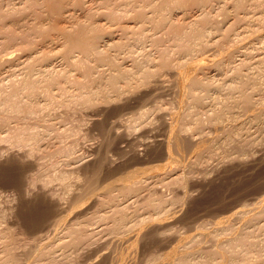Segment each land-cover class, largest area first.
I'll return each mask as SVG.
<instances>
[{"label":"rangeland","instance_id":"374dc122","mask_svg":"<svg viewBox=\"0 0 264 264\" xmlns=\"http://www.w3.org/2000/svg\"><path fill=\"white\" fill-rule=\"evenodd\" d=\"M157 1L0 0V264H183L185 253L189 264H264V76L255 65L264 0L173 3L162 16ZM77 25L101 36L98 50L118 67L133 68L130 87L110 88L105 59L82 49L73 64L63 57L61 29ZM196 25L211 37L187 54L177 33ZM199 58L207 64L195 72ZM186 66L209 83L188 119L193 94L178 100L172 75ZM242 93L255 109L245 110ZM164 160L166 171L123 187Z\"/></svg>","mask_w":264,"mask_h":264},{"label":"bare ground","instance_id":"6f19581e","mask_svg":"<svg viewBox=\"0 0 264 264\" xmlns=\"http://www.w3.org/2000/svg\"><path fill=\"white\" fill-rule=\"evenodd\" d=\"M18 1H20V0H18ZM237 3H241V1L240 2H238L237 0H235ZM22 2V1H21ZM183 2H185V3H187V2H190L191 4L193 3V4H195V5H199V6H204V5H207V4H210V2L211 1H209V0H159V1H157V2H155V4H154V6H155V8H156V12L158 13V16H162L163 14H164V12L165 11H167L170 7H171V5L173 4V3H183ZM213 2V1H212ZM220 2V1H219ZM218 3V2H217ZM221 3H222V1H221ZM229 3V2H228ZM236 3V4H237ZM224 4V3H223ZM59 5H61V4H59ZM58 5V6H59ZM224 5H226V4H224ZM55 6V5H54ZM58 6H57V9H56V7H54L53 8V11L55 10H57V12L59 11V8H58ZM14 7V6H13ZM21 7V6H20ZM50 7V6H49ZM202 8V7H201ZM17 9V8H16ZM47 10V9H46ZM52 11V10H51ZM147 12V11H146ZM150 12V11H149ZM48 13L49 12H45V14H46V16H48ZM51 13V12H50ZM49 13V14H50ZM126 13H128V12H126ZM246 13V12H245ZM41 14V13H40ZM43 14V13H42ZM54 15H56V14H54ZM58 15V14H57ZM56 15V16H57ZM68 15H70V14H68ZM127 15V14H126ZM129 15V14H128ZM127 15V16H128ZM150 15V14H149ZM42 16V15H41ZM67 16V15H66ZM130 16V15H129ZM128 16V17H129ZM135 16V15H134ZM137 18H144V17H147V19H148V16L145 14V12H143V11H139V12H137ZM136 16H135V18H136ZM198 16V15H197ZM51 17H53V15H51ZM149 17H151V16H149ZM153 17V16H152ZM131 17H129V19H130ZM45 19V18H44ZM134 19V18H133ZM150 19V18H149ZM201 19V18H200ZM53 20V19H52ZM131 20V19H130ZM130 20H128V21H130ZM134 21V20H133ZM139 21V20H138ZM191 24V23H190ZM193 24V23H192ZM1 25H3V24H1ZM131 25V24H130ZM42 26V25H41ZM40 26V27H41ZM74 26V25H73ZM132 26V25H131ZM45 27V26H44ZM5 28V27H4ZM7 28H8V26H7ZM6 28V29H7ZM47 28V27H46ZM189 27H187V30H189V31H187V30H182V31H180V32H178L177 33V40H178V45L181 47L180 49L183 51V52H185V53H190L191 51H193L194 49H196V48H199V47H201V48H204L205 46H206V44H207V41H208V37H211L210 36V33L211 32H208L209 30H207V28L208 27H206V26H203V25H201V26H194V27H191L190 29H188ZM3 29V28H2ZM44 29V28H43ZM43 29H42V31H43ZM84 31V32H77V33H74L75 31ZM14 31V30H13ZM44 31H45V29H44ZM4 32V31H3ZM6 32V31H5ZM8 32H9V30H8ZM263 32V31H262ZM16 33V32H15ZM18 33V32H17ZM17 33L15 34L16 36H17ZM11 34V33H10ZM20 34V33H19ZM18 34V35H19ZM61 35H63V37H64V45L66 46V48H65V50H63L64 51V54L65 55H63V57L69 62V63H71V64H73L74 62H75V60H74V54H72L73 52H74V49L75 50H80V49H82V52L86 55V56H94L95 57V59H99V60H101V59H105L106 60V62H108L109 64H108V66L110 67V64L113 66L111 69V72L110 71H108V72H110V74H109V81L107 82L108 84H109V82L111 83V87L110 88H114V86H116L117 87V89H118V85H120L121 86V84H119L118 82L120 81V80H124L123 82H124V84H125V89L126 88H128V87H130L131 86V83H132V79H134V77L133 78H131L132 77V71H131V69H133V68H127V69H122V68H120V66L118 67V65L120 64V60H119V62H114L113 61V59L111 60V58H109V56H107L106 54H103L102 52H100V50H98V42H99V36H96V35H94V34H92V33H90V30L89 29H87L85 26H82V25H77L74 29L73 28H67V27H65V28H62L61 29ZM10 36H13L14 37V35L12 34V35H10ZM24 36V35H23ZM109 36V35H108ZM12 37V38H13ZM62 37V36H61ZM101 37V36H100ZM11 38V37H10ZM48 38V37H47ZM261 38V37H260ZM14 39V38H13ZM15 39H16V37H15ZM259 39V38H258ZM4 40H6V39H4ZM12 40V39H11ZM218 40V39H217ZM217 40H215V41H217ZM15 41V40H14ZM102 41V40H101ZM108 41V40H107ZM214 41V42H215ZM9 42V41H8ZM12 41H10L9 43H11ZM112 42V41H111ZM118 42V41H117ZM9 43H7V44H9ZM14 43V42H13ZM16 43V42H15ZM116 43V42H115ZM114 43V44H115ZM12 44V43H11ZM103 45V44H102ZM108 45H110V44H108ZM104 46H106V45H104ZM100 47V46H99ZM260 47V46H259ZM41 50V49H40ZM39 51V50H38ZM260 51V50H259ZM7 52V51H6ZM11 53V52H10ZM245 53V52H244ZM256 53V52H255ZM260 53H261V51H260ZM4 54H5V52H4ZM29 54H31L30 53V51H29ZM249 54V53H248ZM247 54V55H248ZM252 54V53H251ZM258 54V53H257ZM3 55V54H2ZM36 55H38V54H36ZM162 55V54H161ZM228 55H229V53H228ZM246 55V56H247ZM6 56H8V54L6 55ZM25 56V55H24ZM34 56V55H33ZM163 56V55H162ZM257 56H259V54L257 55ZM257 56H255L257 59H256V63L257 64H255L256 66H258V70L259 69H261V77L262 76H264V54L263 55H261L260 54V56L259 57H257ZM1 57V56H0ZM3 57H5L4 55H3ZM27 57V56H26ZM2 58V57H1ZM25 58V57H24ZM124 58V57H123ZM6 59H7V57H6ZM22 59V58H21ZM26 59V58H25ZM28 59V58H27ZM63 59V58H62ZM64 59V60H65ZM252 59V58H251ZM65 60V61H66ZM128 60V59H127ZM159 60V59H158ZM204 60V58L202 59V58H199V59H197L196 61L197 62H195V61H193V63H191V65L192 66H190V68H193V70L195 69V72H197V70L199 71V72H201L200 71V69H202V68H204L203 66H205L206 64H207V62L206 61H203ZM242 60V59H241ZM1 61V60H0ZM22 61V60H21ZM28 61V60H27ZM77 61V60H76ZM132 61V60H131ZM208 61V60H207ZM26 62V61H25ZM123 62V61H122ZM133 62V61H132ZM254 62H255V60H254ZM2 63H4V62H2ZM28 63V62H27ZM212 63H215L214 61H212ZM250 63H251V61H250ZM249 63V64H250ZM18 64V63H17ZM24 64V63H23ZM26 64V63H25ZM122 64V63H121ZM131 64V63H130ZM20 65V64H19ZM117 65V66H116ZM133 65V64H132ZM131 65V66H132ZM253 65V64H252ZM14 66V65H13ZM188 66H189V63H188ZM250 66V65H249ZM107 67V66H106ZM122 67V66H121ZM252 67V66H251ZM254 68V67H253ZM1 69V68H0ZM12 69V68H11ZM94 69V67L92 66L91 67V69H90V72L86 75L85 73H83V75L85 74V76H86V78H88L86 81H84V82H82V84H83V86H84V90L85 89H87L88 88V85H87V82H89V79H91V78H94L93 77V74H92V70ZM102 69V68H101ZM110 69V68H109ZM108 69V70H109ZM255 69V68H254ZM15 70V69H14ZM102 70H104V69H102ZM193 70L191 71V69H187V66H186V69H184V70H174V72H172V75L175 77V81L173 82L174 84H175V82H176V84H181V86H180V88H179V93L181 94V99H178V100H181V102H183L184 100H185V98L187 99V97H185L184 98V96H187V94H189V93H192L193 94V97H188V99H190L189 100V102L187 103L186 102V105H188V107H189V112H181L182 110H178V112H181V115L184 113V116H185V118L187 117V116H190L191 115V112L193 113L194 112V110L200 105V107H201V105H203L204 103H202V101H203V96H200V95H198L197 93H199L200 91V87L201 88H207L208 86H209V83L207 82V81H203V79H201V78H199V79H197V77H196V74L193 72ZM13 71V70H12ZM31 71V70H30ZM130 71L132 72V73H130ZM3 72V71H2ZM102 73H103V71H102ZM96 74V73H95ZM108 74H107V78H108ZM2 75V74H1ZM0 75V76H1ZM204 75V74H203ZM97 76H98V74H97ZM101 76V75H100ZM106 76V75H105ZM131 76V77H130ZM164 77V76H163ZM99 78V77H98ZM101 78V77H100ZM106 78V79H107ZM264 78V77H263ZM103 79H105V78H103ZM173 79V78H172ZM93 81H95V79H92ZM227 80V79H226ZM157 81H159L158 83H160V84H157V85H163V82H165V81H167V80H157ZM168 81H170L169 79H168ZM100 82V81H99ZM103 82V81H102ZM122 82V81H121ZM172 82V81H171ZM241 82V81H240ZM117 83H118V85H117ZM232 83V82H231ZM123 85V84H122ZM230 85V84H229ZM124 86V85H123ZM123 86H121L119 89L122 91V87ZM212 86V85H211ZM210 86V87H211ZM254 86H256V85H254ZM257 87V86H256ZM118 89V90H119ZM124 89V88H123ZM114 90V89H113ZM129 90H130V88H129ZM133 90V89H132ZM197 90H198V92H197ZM210 89H208V91H209ZM117 90H114V92H116ZM124 91V90H123ZM125 91H127V90H125ZM119 92V91H118ZM104 93V92H103ZM208 93V92H207ZM117 94V93H116ZM121 94V93H120ZM119 94V95H120ZM179 94V95H180ZM102 95H104V94H102ZM118 95V94H117ZM106 95H104V97H105ZM103 97V98H104ZM108 97V96H107ZM251 97H250V95L249 94H246V93H242L241 94V102H242V104H243V106H244V108H245V110H249V109H255V107H252V104H251V99H250ZM107 99V98H106ZM109 99H111L110 97H109ZM114 99V98H113ZM106 101V100H105ZM111 101H112V99H111ZM114 101V100H113ZM115 102V101H114ZM185 102V101H184ZM235 102H237V101H235ZM182 104V103H181ZM191 105H193L194 107H192ZM239 105V104H238ZM204 106V105H203ZM241 106V105H240ZM194 108V109H193ZM203 108V107H202ZM226 110H228V108L226 109ZM250 110V111H251ZM222 111V109H220L218 112H216V113H214V117L213 118H215L216 120H220L221 118H222V116H223V114L224 113H227L226 111H224V109H223V111L222 112H224V113H222L221 112ZM178 112H176V113H178ZM229 112V111H228ZM175 113V112H174ZM176 113L175 114H173V115H176ZM179 114H177V116H176V120H177V118H179L180 117V115L178 116ZM124 117V116H123ZM131 117V116H130ZM163 117H165V116H163ZM174 117V116H173ZM173 117H171V118H173ZM113 118V117H112ZM115 118V117H114ZM120 118V117H119ZM162 118V117H161ZM164 119V118H163ZM186 119H188V118H186ZM116 120V119H115ZM175 120V119H174ZM117 121V120H116ZM125 121V120H124ZM115 122V121H114ZM121 122V121H120ZM167 122V121H166ZM170 122V121H169ZM169 122H168V124H169ZM172 122V121H171ZM123 122H121V124H122ZM175 123V122H174ZM120 124V125H121ZM124 124V123H123ZM122 124V125H123ZM167 124V125H168ZM172 124V123H171ZM171 124L170 125H168V126H166V127H168L169 128V126H171ZM233 125V124H232ZM234 125H235V123H234ZM119 126V125H118ZM237 126V125H236ZM239 126V125H238ZM165 127V126H164ZM233 128H235V126H232ZM116 128V127H115ZM118 128V127H117ZM239 128V127H238ZM169 130V132L167 131V134L168 135H166V137L165 136H163V137H165L164 139H162V142L163 143H165L166 144V146H167V148H169V146H170V144H171V142H172V140L175 138V136H176V132H175V130H174V124L172 125V127H170V129H168ZM166 132V131H165ZM233 134V133H232ZM232 134H230L229 135V138H231L232 137ZM165 135V134H164ZM1 136V135H0ZM162 137V138H163ZM3 138V137H2ZM125 138H127V137H125ZM228 138V139H229ZM140 143V142H139ZM142 143H143V141H142ZM148 144V143H147ZM141 145H143V144H141ZM66 150L67 152H70V148H66V146H64L63 148H62V151L63 150ZM166 156H165V158H167V160L169 161V160H171L173 157L171 156V153L169 152V149H167V153L165 154ZM209 157V156H208ZM209 158H211V157H209ZM166 160V161H167ZM168 161L167 162H165V160H164V163L163 164H159V165H157L158 167H151V168H148L147 170H145L144 172H143V175L142 176H140L139 175V172H136V173H132V174H130L129 176H127V177H125L124 178V181L123 182H121V183H123L124 184V188L126 187V190H133L134 189V186H135V184L137 183V182H139V181H141V179L143 178V177H145L146 175H148V174H150V177H151V174H154V173H158L160 170H165L166 169V167H167V163H168ZM153 168V169H152ZM167 170V169H166ZM165 170V171H166ZM149 171V173H147ZM164 172V171H163ZM146 174V175H145ZM160 174V173H159ZM145 175V176H144ZM155 175H157V174H155ZM67 176H68V174H66V173H61L60 175H59V178L60 179H62V180H64V179H66L67 178ZM149 176V175H148ZM160 176V175H159ZM148 178V177H147ZM17 180V179H16ZM119 181V180H118ZM117 181V182H118ZM116 182V184H118ZM120 182V181H119ZM106 184V185H105ZM105 184L103 185V183H102V185L104 186V188H103V190L105 191L106 190V192H107V189L108 188H110L109 187V185L105 182ZM112 184H110V186H111ZM113 185H114V183H113ZM107 187V188H106ZM102 188H100V190H98V192L99 191H101V189ZM112 188H113V186H112ZM111 189V188H110ZM116 189V188H115ZM95 191H96V189H95ZM108 191H109V189H108ZM105 192V193H106ZM94 193H96V192H94ZM97 194V193H96ZM103 193H101V195H102ZM99 195V194H98ZM103 195H105V194H103ZM135 196V195H134ZM97 200V199H96ZM101 200H103L102 198H101ZM101 200H99V201H101ZM126 200V199H125ZM104 201H106V200H104ZM103 201V202H104ZM131 201V200H130ZM58 202V201H57ZM95 202V201H94ZM125 202V201H124ZM43 203V202H42ZM128 203V202H127ZM126 203V204H127ZM103 204V203H102ZM28 206L26 207L27 209H28V211H32V210H34L35 211V213L37 212V210L39 209V207L42 205L41 204V202H37V203H32V204H27ZM58 206V205H57ZM43 207V206H42ZM60 209V208H59ZM58 209V210H59ZM40 210H41V208H40ZM61 210V209H60ZM43 212V211H42ZM56 218V217H55ZM263 219V218H262ZM58 219L56 218V221H57ZM55 221V220H54ZM264 222V221H263ZM51 224V223H50ZM52 224H53V222H52ZM263 225H264V223H263ZM95 232V231H94ZM89 233V232H88ZM91 233H93V232H91ZM41 236V235H40ZM39 236V237H40ZM173 251V250H172ZM171 252V251H170ZM174 253V252H173ZM172 253V254H173ZM171 254V253H170ZM169 254V255H170ZM175 254V253H174ZM168 256V255H167ZM190 258H191V256H190V254H184V255H180L179 257H178V259L180 260V261H182L183 262V264H189V261H190ZM120 263V262H119Z\"/></svg>","mask_w":264,"mask_h":264}]
</instances>
